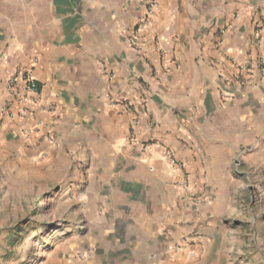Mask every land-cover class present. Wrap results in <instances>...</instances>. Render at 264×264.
<instances>
[{
    "label": "crops",
    "instance_id": "1",
    "mask_svg": "<svg viewBox=\"0 0 264 264\" xmlns=\"http://www.w3.org/2000/svg\"><path fill=\"white\" fill-rule=\"evenodd\" d=\"M142 15L135 51L126 26ZM18 68H32L40 99L7 87ZM263 129L264 0H0L1 145L53 149L55 170L88 161L87 218L127 264H192L181 241L212 262L229 148Z\"/></svg>",
    "mask_w": 264,
    "mask_h": 264
},
{
    "label": "rangeland",
    "instance_id": "2",
    "mask_svg": "<svg viewBox=\"0 0 264 264\" xmlns=\"http://www.w3.org/2000/svg\"><path fill=\"white\" fill-rule=\"evenodd\" d=\"M146 20L142 15L126 26H132L131 36L127 33L130 49L138 50L132 41ZM49 133L44 139L54 147V134ZM2 137L0 131V151H5L0 155V264H127V257L105 250L98 226L87 218L82 187L91 178L90 163L63 161L70 165L55 170L53 149L25 156L17 147L1 145ZM257 142L229 148L227 205L217 254L208 263L191 242L181 241L187 247L178 253H185L192 264H264V132Z\"/></svg>",
    "mask_w": 264,
    "mask_h": 264
},
{
    "label": "built area",
    "instance_id": "3",
    "mask_svg": "<svg viewBox=\"0 0 264 264\" xmlns=\"http://www.w3.org/2000/svg\"><path fill=\"white\" fill-rule=\"evenodd\" d=\"M107 75H109V77L112 76L111 71H107L106 72ZM20 82L22 85V88L24 90L25 93V98L26 99V95H28L29 97L33 98V99H40L41 96V87L40 84L38 82V80L34 77L33 73H32V68H23V69H16L7 79V87H9L10 89H13L17 86V83ZM22 111H24L22 109ZM130 142L134 141L133 136L129 137L128 139ZM148 146L143 147L144 151H147ZM162 154L165 158V160L167 161L168 165L177 172L176 174V178L178 180V183L182 186V187H186L187 186V174L186 171L184 169L183 163L182 161H180L173 153L172 150L168 149V148H162ZM149 169H153L152 165H149ZM189 195L192 197V199L194 201L199 202L200 199H194V193H189ZM185 247H187L186 245L182 246L181 244H178L174 247V251L175 252H183V250L185 249Z\"/></svg>",
    "mask_w": 264,
    "mask_h": 264
}]
</instances>
